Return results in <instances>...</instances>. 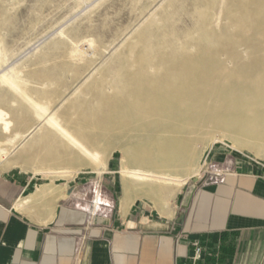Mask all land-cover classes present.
<instances>
[{
    "label": "bare ground",
    "instance_id": "6f19581e",
    "mask_svg": "<svg viewBox=\"0 0 264 264\" xmlns=\"http://www.w3.org/2000/svg\"><path fill=\"white\" fill-rule=\"evenodd\" d=\"M157 11L98 68L86 47L74 44L39 75L18 65L3 70L0 162L69 180L85 170L101 173L119 152L126 193L160 202L187 184L215 142L227 139L263 161L264 0H194L193 31L156 28ZM3 25L0 70L9 61ZM59 45L34 54L49 58ZM84 67L91 68L86 76ZM67 75L76 83L69 93Z\"/></svg>",
    "mask_w": 264,
    "mask_h": 264
},
{
    "label": "crops",
    "instance_id": "0c3cea01",
    "mask_svg": "<svg viewBox=\"0 0 264 264\" xmlns=\"http://www.w3.org/2000/svg\"><path fill=\"white\" fill-rule=\"evenodd\" d=\"M109 179L0 166V264H264L260 161L212 149L191 178L198 187L186 209L190 185L153 202Z\"/></svg>",
    "mask_w": 264,
    "mask_h": 264
},
{
    "label": "rangeland",
    "instance_id": "374dc122",
    "mask_svg": "<svg viewBox=\"0 0 264 264\" xmlns=\"http://www.w3.org/2000/svg\"><path fill=\"white\" fill-rule=\"evenodd\" d=\"M163 1L165 2L163 3ZM193 1L175 0V3L171 5L167 0H0V21L4 22L2 33L5 36V49L9 59L0 73L18 65L19 68L24 69L26 75H39L43 69L54 68L53 63L55 61L65 60L74 44L75 46L79 45L82 49L86 47L84 51L89 56L87 59L95 61L94 68H98L99 66L96 64L108 60L120 48L122 41L130 36L132 29L138 27L150 11L158 10L157 14L160 21L155 23L156 28L164 29L166 26L172 25L178 31H193L194 20L192 13H188L192 9ZM183 4H185V11L184 8L182 9ZM59 31L63 32V37L59 36L61 35ZM89 40H95L96 46L89 47L86 43ZM54 43H60V45L52 50L49 58L41 60L39 55H35L40 50L49 49V46ZM37 44L39 45L37 46ZM94 51L97 52L98 56H93ZM48 60L51 61L47 62ZM118 63V60L113 61L111 68L115 69ZM89 69L91 68L84 67L83 74L85 76ZM66 77L67 87L65 90L66 93H69L74 89L76 83L70 75ZM35 79L37 78L35 77ZM35 81L38 82V80ZM32 86L34 88L41 87L38 84ZM231 145H233L232 142L225 139L223 142H215L208 146L196 160L195 170L189 177L187 186H191V178L199 176L208 153L217 147H224L257 160L249 151H239ZM258 161L264 164V160ZM0 166L4 167L2 162H0ZM109 166H114L118 174L106 175ZM123 171V155L115 152L112 157L106 160L101 173L85 170L73 174L68 181L76 180L78 175L85 177L92 183L111 181L110 177H116L118 183L123 185ZM197 172L198 174H196ZM48 177L63 179L58 178V175L55 174H50Z\"/></svg>",
    "mask_w": 264,
    "mask_h": 264
},
{
    "label": "water",
    "instance_id": "95a60500",
    "mask_svg": "<svg viewBox=\"0 0 264 264\" xmlns=\"http://www.w3.org/2000/svg\"><path fill=\"white\" fill-rule=\"evenodd\" d=\"M197 185H191L187 191V193L185 194L184 200H183V204L182 207L183 208H188L190 205V202L192 200V197L197 189Z\"/></svg>",
    "mask_w": 264,
    "mask_h": 264
},
{
    "label": "built area",
    "instance_id": "2783aa9c",
    "mask_svg": "<svg viewBox=\"0 0 264 264\" xmlns=\"http://www.w3.org/2000/svg\"><path fill=\"white\" fill-rule=\"evenodd\" d=\"M194 248H195V259L200 260L202 258V247L200 246L199 243H195Z\"/></svg>",
    "mask_w": 264,
    "mask_h": 264
}]
</instances>
